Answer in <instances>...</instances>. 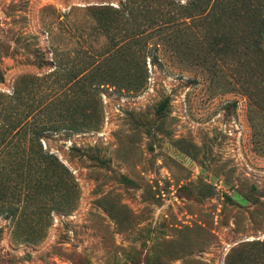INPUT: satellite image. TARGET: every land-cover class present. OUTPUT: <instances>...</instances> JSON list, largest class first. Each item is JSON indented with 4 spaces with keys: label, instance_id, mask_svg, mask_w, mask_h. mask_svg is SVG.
I'll return each instance as SVG.
<instances>
[{
    "label": "rangeland",
    "instance_id": "1",
    "mask_svg": "<svg viewBox=\"0 0 264 264\" xmlns=\"http://www.w3.org/2000/svg\"><path fill=\"white\" fill-rule=\"evenodd\" d=\"M0 0V264H264V0Z\"/></svg>",
    "mask_w": 264,
    "mask_h": 264
},
{
    "label": "trees",
    "instance_id": "2",
    "mask_svg": "<svg viewBox=\"0 0 264 264\" xmlns=\"http://www.w3.org/2000/svg\"><path fill=\"white\" fill-rule=\"evenodd\" d=\"M195 8V9H198V0H193L192 1V3H191V8H193V7ZM193 8V9H194ZM263 26H264V21H263ZM236 257H237V254H236V256L234 255V253L233 254H229V256L227 257V263L226 264H235V259H236Z\"/></svg>",
    "mask_w": 264,
    "mask_h": 264
}]
</instances>
